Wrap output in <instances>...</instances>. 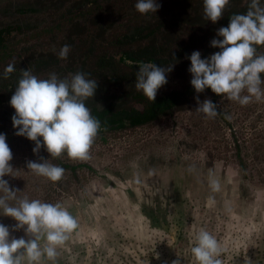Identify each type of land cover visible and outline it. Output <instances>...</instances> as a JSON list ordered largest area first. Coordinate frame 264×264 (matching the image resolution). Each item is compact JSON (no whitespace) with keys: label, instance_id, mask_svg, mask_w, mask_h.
Instances as JSON below:
<instances>
[{"label":"rangeland","instance_id":"rangeland-1","mask_svg":"<svg viewBox=\"0 0 264 264\" xmlns=\"http://www.w3.org/2000/svg\"><path fill=\"white\" fill-rule=\"evenodd\" d=\"M85 1L0 0V19L10 21V15L4 11L12 8L7 5L11 3L32 9L20 17L24 29L53 25L62 12ZM246 1L229 0L219 24L228 26L230 17L240 14L239 9ZM156 2L163 5L166 0ZM131 3L127 0L123 6L130 7ZM132 11L133 8L122 13L113 9L100 11L102 17L91 34L98 41L116 36L119 32L114 29H123L125 25L128 29L134 24ZM171 11L175 14L174 8ZM171 11L162 16L172 19ZM71 34L75 33L60 30L55 42L45 43L37 38L34 43L37 53L44 54L60 49L62 41L67 40L71 51L60 62L66 69L55 73L64 79L83 72L88 79L97 81L95 96L85 101L86 107L117 104L123 96L137 92L138 70L123 63L102 61V66L107 63L110 67L107 73L104 67H98L97 73L84 70L86 49L84 45L82 49H74L69 39L75 36ZM106 48L114 50L112 46L103 49ZM143 50L132 53L146 58ZM194 51L200 50L195 46L189 56ZM216 52L204 53L201 58ZM260 52L264 53V48H257V54ZM187 57L173 65L167 83L158 91L183 84L189 71L182 64L191 65L190 60H185ZM197 96L200 102L212 101L206 94L192 96L186 104L149 124L98 134L87 161H74L62 154L60 158L65 162L90 166L76 170L77 181L68 178L67 171L60 181L53 183L28 170L26 162H40V157L57 163L43 147L34 154L35 143L17 136L18 129L13 128L12 120L0 119V134L6 135L13 154L10 161L13 172L4 179L11 188L20 190L17 199L9 204L16 206L24 197L59 203L78 221V228L57 249L56 259L42 257L40 264H172L177 259L181 264H195L191 248L195 245V234L201 229L210 232L221 244L222 264H264V100L257 102L253 98L241 106L221 96L214 103L219 114L205 119L195 112ZM179 148L180 156H174ZM190 167L195 171L189 172ZM210 174L219 180L220 191L212 192L209 187ZM177 191L182 192V197ZM169 192L174 193L171 196ZM0 223L9 228L10 239L29 238L24 229H15L17 222L4 216L2 209ZM40 243L43 246V241Z\"/></svg>","mask_w":264,"mask_h":264},{"label":"clouds","instance_id":"clouds-1","mask_svg":"<svg viewBox=\"0 0 264 264\" xmlns=\"http://www.w3.org/2000/svg\"><path fill=\"white\" fill-rule=\"evenodd\" d=\"M229 0H203L204 19L215 24L223 16ZM161 7L156 0H137L135 9L140 14L156 13ZM216 35L223 39H213L211 46L221 51L202 59L199 51H194L188 59L190 81L196 93L205 89L241 106L264 100V55H257V46L264 45V6L260 0H251L246 14H234L227 27H221ZM71 46L63 45L58 53L60 59H67ZM131 66L134 62L126 60ZM167 69L151 62H138L135 88L154 102L158 90L167 83ZM15 70L9 64L4 70L7 79ZM88 74L77 72L70 77L60 79L51 73L47 79H39L30 69L21 70V78L10 99L15 110L11 117L17 136H24L35 143L34 154L43 147L51 158L62 154L74 161L90 159V150L101 129L99 119L91 114L85 101L95 96L97 81L88 79ZM247 92V95L242 93ZM195 112L203 114L205 119L215 118L219 112L217 105L210 99L199 101ZM102 107V106H101ZM230 119V117H225ZM106 130V129H105ZM42 138V140L40 139ZM13 154L6 143V135L0 134V209L3 215L13 218L15 229H24V238L10 239L9 228L0 223V264H40L42 257L54 261L57 249L65 244L74 230L78 228L77 219L59 203L51 204L39 199L24 197L16 206L9 201L17 199L19 189L11 188L6 175L13 168L10 161ZM27 169L37 176L55 183L63 178L65 169L49 163V159L40 157V162L27 161ZM195 171L194 167L188 169ZM151 174V173H150ZM137 183L139 176L135 177ZM209 187L212 192L220 191L218 179L211 174ZM211 200V198H210ZM195 245L191 254L195 264H222L223 248L219 241L207 230L201 229L194 236ZM43 241V246H41ZM172 264H181L179 259Z\"/></svg>","mask_w":264,"mask_h":264},{"label":"trees","instance_id":"trees-1","mask_svg":"<svg viewBox=\"0 0 264 264\" xmlns=\"http://www.w3.org/2000/svg\"><path fill=\"white\" fill-rule=\"evenodd\" d=\"M127 0H88L87 2H85L83 4V7H81L80 9H76L75 11H78V15H73L70 16L69 13L66 14L67 16H65V14H63V18H61L62 20H60L61 22L57 23L58 26L60 24H67V22L69 21L71 26V30L70 31H76V32H81L83 34H91L92 28L93 26L96 24V22H98V20L100 19V17H102V14H100V11H104L106 9H113V10H117L118 13H122L123 11L126 12L128 10H130L131 8H133V12H134V26H139L142 32H145V34H147V36H152L155 37L154 34V30H155V22L154 20H152V22L149 25H145V16L146 14H140L136 9H135V4L137 3V0H130V2H132L130 7H124L123 3H125ZM251 0H247L246 3L239 9L240 10V14H246L247 10H248V6L250 4ZM89 3H91V5H88ZM261 6L264 4V0H260ZM161 7H165L164 10H167L168 12H170L173 8L174 11L177 10H183L184 12L186 11H191V10H197L198 11V16L197 15H186L188 17V22L184 21V22H178L177 24H175L173 26V20H165L166 21V28L169 30V32L172 33H180L181 35H177V34H173L175 36L174 41H176L178 43V46H183L187 43H190V45L188 46V50H186V52H184L182 59L185 56H189V53L191 52V50L196 46L201 53V57L204 53L207 52H211L214 50H217L218 52L220 51V49L218 48H214L211 46V41L213 39H223L222 37H218L216 35L217 31L221 28V27H225L224 24L220 25L219 24V20L213 24L210 20L207 21L204 19V14H203V0H166V2L161 5ZM160 7V8H161ZM159 8V9H160ZM176 14V13H175ZM173 14V18L175 16L179 17V14ZM151 15H155V13H151ZM158 16V15H157ZM154 16V17H157ZM77 17L79 18L78 21L75 22V19H77ZM91 24L88 22L91 20ZM221 20V19H220ZM150 21H147V23ZM106 23V22H105ZM104 23V24H105ZM103 24V25H104ZM92 27H91V26ZM182 25H186L188 26L187 33H189V35H195L197 32H199L198 38H190V37H186L185 33L186 29H183ZM127 27V25H125ZM173 26V27H172ZM126 27H124L123 29H119L116 28L113 31L114 32H119V34H117L114 37H110L107 36L105 39H103V41L107 42V41H114L116 39L119 40V38L121 37L122 40L126 41L128 39V41L130 42H135V39H137L135 36L134 37H129L127 36L128 31L130 30V28L126 29ZM146 29H151L149 31H147ZM172 31H171V30ZM106 30V29H105ZM180 30H183L182 32H180ZM3 32H6L5 30L1 29L0 30V70L4 65H1L2 63L5 62V60L11 56L9 53H11L13 51V45L12 43H18L19 44V50L20 51H30L32 48L34 47V43H32L29 47H27L25 44L30 42L31 40L37 39L39 38V35L33 36V34L36 33H42L43 30H35L31 33L28 34H24L23 38H19V39H14L15 37H11V38H5V36H3ZM48 34V31H46ZM150 34V35H149ZM182 35H184V37H182ZM169 37H170V33H169ZM89 38V36H85L83 35L82 37L78 38L76 41L77 42H85L87 41ZM21 42H23V45H20ZM170 43V42H169ZM107 46H112V44H107ZM107 46H103L102 48H105ZM163 47H167V45L162 43ZM257 48H264V45H260L257 46ZM125 53V52H124ZM105 56L103 55V61H109V63L116 62L117 64H119L117 60V56L118 54H116L114 56V53H112L113 58H106L107 53H104ZM264 53L260 52L257 55H262ZM19 55V54H18ZM14 58V57H13ZM121 59V58H120ZM14 60V59H13ZM179 61V60H178ZM121 62V61H120ZM123 63V62H122ZM189 63V62H188ZM6 64V63H5ZM187 62L182 64V67L184 69L190 67V65L188 67H186ZM6 66V65H5ZM264 78V74H262V79ZM192 79L191 74L189 73L187 78L185 79V81L183 82V84L181 86H176L174 88H168V90H161L157 92L156 95V99L154 102L149 101L142 93V91H137L134 94H127V98H125V100H123V102L119 105H113V104H108L105 105L103 107H99V106H92L91 107V114L96 117L97 119L100 120L101 122V129L98 132V134H102L104 132L107 131H116V130H120V129H126V128H134L136 126H141V125H145V124H149L153 121L158 120L160 117L168 115L170 113L173 112V110L179 108V106H182L184 104H186L191 98L192 96H196V95H200V94H206L209 95L212 98V102L215 103V100L218 99L219 95L213 93L211 91L210 88L205 89L204 92L202 93H196L195 89L192 87L190 81ZM123 98V99H124ZM139 102L141 105L140 107L135 106L134 103ZM106 129V130H105ZM42 140V138H40ZM181 148V146H180ZM179 148V150L177 152H175V155H177V157L180 156V152L181 149ZM167 154V153H166ZM173 156V157H174ZM56 160V165L62 167L65 169V171L68 172L67 176L68 178H70L72 181H77L78 180V175L76 173V170L80 167V166H85L87 168H90L89 165L87 164H83V163H78V164H71L69 162H65V160L59 158H53ZM170 160V158H169ZM241 165L242 161L241 159H239ZM67 179V178H66ZM64 180V179H63ZM174 192H169L168 195L173 194ZM176 193H181V197H182V192L181 191H177ZM67 261V260H66Z\"/></svg>","mask_w":264,"mask_h":264},{"label":"flooded vegetation","instance_id":"flooded-vegetation-1","mask_svg":"<svg viewBox=\"0 0 264 264\" xmlns=\"http://www.w3.org/2000/svg\"><path fill=\"white\" fill-rule=\"evenodd\" d=\"M87 1H85V2H87ZM83 4L84 3H81V5H80V3H78L74 8L68 9L67 11L62 12L58 16L56 23L53 25L49 24V25L42 26V27H40L41 25H39L36 28H35V26H33L30 28L24 29L23 25H22V21L20 20V17H21V15L32 12V9L29 7H25V6L22 7L23 5H15V4L8 3L7 5H9V6L12 5V8L5 10L4 14L8 13L10 15V18H9L10 21L5 20L6 18L0 19V25H1L0 30L3 29L6 31V32H3V36H5V38L9 39L11 37H15L14 39L16 40L19 38H23L24 34H28V33H31L35 30L41 29V30H43L42 33H36V34H33V36L39 35V38H42L43 40L46 41L45 43H48L49 40H50L49 41L50 43H51V41L55 42L57 31L66 29L67 33L72 32V31H70L72 25L70 24L69 21L67 22V24H63V25L60 24L58 26H55V25H57V23L61 22L60 20H62L61 18H63V14H65V16H67L66 14L69 13L70 16H73V15L77 16L78 11H75V10L83 7ZM88 5H91V3H89ZM159 10L160 9H158L156 11L155 15H153V16L151 15V12L147 13L146 19L144 22L145 25L146 24L149 25L152 22V20H154V22L158 25V26L155 25V27H154L155 28V30H154L155 31L154 32L155 37H152L154 35L147 36L148 33L145 34V32L141 31L139 26H134V24H133L132 27L130 28V30L128 31L127 36H129V37L135 36L137 38V39H135V42H130V41H128V39L126 41H124L120 37L119 40L116 39L114 41H111V43H108V42L106 43L103 40L98 41L99 39L94 38L92 34H85V35L89 36V38L86 41V43H81V42H77L76 40L78 38L82 37L83 33L73 31L72 33H75V34H71L70 36H75V37L72 39H69V40L73 41V45L75 47L74 49H82L83 45L85 47L83 49L84 50L86 49V62H85L86 64H85V66L83 65V67H85L84 70L92 72V73H97L98 67L100 69L102 67H104V72L107 73L106 71L109 70L108 68H110V67L106 66L107 63L105 64V66H104V64H103V66L101 65V63L103 61V55L105 56L104 53H107L106 58H110V59L113 58V57H111V56H113L112 53H114V56L116 54H118L116 61H118L119 63L123 62V64L125 66H129V64L126 63V60L133 61L134 63L131 66H129V67H131L130 69L134 68V69L138 70V62L155 63L158 66H161L165 69H167L168 67H170L172 65H175V63L178 60L182 59L183 54H184V52H186V50H188L187 48L190 45V43H187L181 47L180 46L177 47L178 43L176 41H174L175 36L173 34H177V35H181V34L169 32V30L166 28V21L170 20V19H167L166 17L162 16L164 14L166 15L167 11L163 10V9H161L160 11ZM230 11L226 12L225 15H227V13H229ZM171 12L173 15L174 14L173 11H171ZM174 12L176 14H179V17L175 16L174 19H171V20H173V26L180 21L181 22H184V21L188 22V17L186 15L190 14L193 16L194 15L198 16L197 10H191V11L188 10L186 12H184L183 10H177ZM133 14H134V12H133ZM151 16H152V18H151ZM154 16H157V17H154ZM78 20H79V18L77 17V19H75V22ZM147 21H150V22L147 23ZM160 22H162L164 24L160 25L159 24ZM182 26H183V29H186V32H184L183 30H180V32L183 31L185 33L186 37H190L193 39L198 38L199 32H197L195 35H189V33H187V30L190 28H188V26H186V25L185 26L182 25ZM146 30L149 31L151 29H146ZM46 31H48V34H46L47 33ZM169 33H170V37H169ZM162 34L165 36H162ZM158 35H160V37H158ZM182 37H184V35H182ZM35 41H36V39L31 40L30 42L26 43L25 45L27 47H29ZM66 42H67V40L62 41V43H63V44L61 43L62 46L67 44ZM162 43L167 45V47H163ZM23 44L24 43L21 42L20 45H23ZM107 44H112V49H114V50H111L108 48H106V49L102 48L104 45H107ZM12 45L14 48H13V51L11 53H9L11 56H9L5 60V62L1 64L4 66L0 70V119L1 120L2 119L12 120L11 117L15 113V110L10 106V99L15 92V87L18 85L19 79L21 78V70L30 69L32 71V73L34 75H36L39 79H47L51 73H55L57 71L59 72L61 70L66 69L65 67L60 65V62L62 61V59H60L58 57V54H57V53H59L60 49H56V51H51V52H46L44 54H41V53H37V45L35 43L33 45L34 47H31L32 49L30 51H20L18 43H12ZM140 49L141 50L144 49L143 51L145 53L144 55L146 58H144L143 56L142 57H136L132 53V51L135 52V50H136L135 54H138ZM185 60L189 61L190 59H188V57H187ZM88 62H89V65H88ZM9 64L14 65L15 70L13 73H11L9 75V77L7 79H5L4 75H3L4 70ZM68 70H69V67H68ZM124 97L127 98V96H124ZM125 98L122 99L120 102H117V104H115V105L121 104L123 102V100H125ZM137 103L139 106L136 105ZM111 104H113V103H111ZM134 104L137 107H140V105H141L139 102H136ZM92 106H98V105L93 104V105H90L88 108L91 109Z\"/></svg>","mask_w":264,"mask_h":264}]
</instances>
